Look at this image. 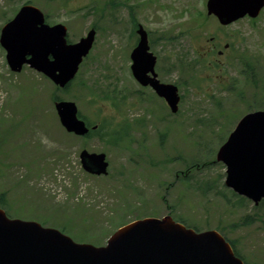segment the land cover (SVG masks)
<instances>
[{
	"label": "rangeland",
	"instance_id": "rangeland-1",
	"mask_svg": "<svg viewBox=\"0 0 264 264\" xmlns=\"http://www.w3.org/2000/svg\"><path fill=\"white\" fill-rule=\"evenodd\" d=\"M206 2L0 0V31L26 5L49 26L63 25L71 44L96 31L64 91L27 66L12 73L0 48V196L9 218L105 246L121 226L170 216L196 231L218 232L244 264H264V205L238 204L215 160L238 120L264 110V9L254 20L221 27L207 16ZM134 23L154 40L160 81L178 88L176 114L131 75ZM247 63L250 76L243 75ZM54 97L76 104L92 125L120 129L128 120L131 130L119 146L79 140L60 126ZM82 150L106 155V177L82 170ZM245 217L252 221L241 225Z\"/></svg>",
	"mask_w": 264,
	"mask_h": 264
},
{
	"label": "water",
	"instance_id": "water-1",
	"mask_svg": "<svg viewBox=\"0 0 264 264\" xmlns=\"http://www.w3.org/2000/svg\"><path fill=\"white\" fill-rule=\"evenodd\" d=\"M264 0H208L207 13L223 26L245 16L256 18ZM131 54V71L142 86L149 85L176 112L177 89L162 85L154 74L155 58L148 53L146 34ZM62 25L48 26L41 12L22 7L1 30L0 46L6 51L10 70L19 73L24 65L42 73L64 88L78 71L94 42L95 32L76 44H67ZM150 74L151 76H148ZM55 110L68 133H87L77 118L74 103L59 102ZM83 168L106 175L104 155L82 152ZM217 161L226 167L225 186L255 204L264 199V111L245 115L219 149ZM0 264H242L216 232L196 234L171 218L146 219L118 230L106 247L73 243L54 229L35 222L9 220L0 210Z\"/></svg>",
	"mask_w": 264,
	"mask_h": 264
},
{
	"label": "trees",
	"instance_id": "trees-1",
	"mask_svg": "<svg viewBox=\"0 0 264 264\" xmlns=\"http://www.w3.org/2000/svg\"><path fill=\"white\" fill-rule=\"evenodd\" d=\"M244 66H245V69H246V74H248V76H249V72H250V70H251V68H250V66H249V64L247 63V64H244ZM249 80V79H248ZM109 99V98H108ZM53 100H58V99H53ZM102 128H100V130H101ZM109 136H108V139L107 140H104L105 139V137L104 136H102V140L103 141H105L108 145H117V143H118V141L120 140V138L121 137H114L113 135H112V133H111V130L109 131ZM107 136V135H106ZM210 164H212V162L210 163ZM205 165H208V164H205ZM193 167H196V166H191V169L193 168ZM190 168V167H189ZM2 197L3 196H0V202L2 201ZM239 204H242L243 202H244V200L243 199H239ZM260 205H264V202H261V204ZM252 220L249 218V217H245L243 220H242V222H241V225H244V224H246V223H249V222H251ZM230 244H231V246L232 247H234L232 244H233V242H230Z\"/></svg>",
	"mask_w": 264,
	"mask_h": 264
},
{
	"label": "flooded vegetation",
	"instance_id": "flooded-vegetation-1",
	"mask_svg": "<svg viewBox=\"0 0 264 264\" xmlns=\"http://www.w3.org/2000/svg\"><path fill=\"white\" fill-rule=\"evenodd\" d=\"M162 40H161V36L159 37V39L157 40V42L158 43H160ZM160 80V79H159ZM144 88H149L152 92H153V94L156 96V94L154 93V91L150 88V87H144ZM135 94H137L136 96H140V93L138 94V93H135ZM157 97V96H156ZM158 98V97H157ZM159 99V98H158ZM160 100V99H159ZM122 126H124V125H122ZM127 127H128V133L127 134H129V132H130V128H131V125H127ZM93 132H95V131H92L90 134H92ZM89 134V135H90ZM128 142H130V139L128 140Z\"/></svg>",
	"mask_w": 264,
	"mask_h": 264
}]
</instances>
